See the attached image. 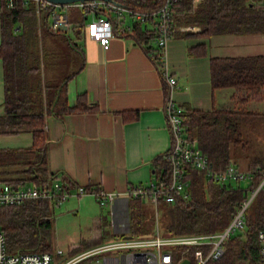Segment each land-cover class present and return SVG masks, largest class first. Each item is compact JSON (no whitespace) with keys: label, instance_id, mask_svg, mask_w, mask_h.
Returning <instances> with one entry per match:
<instances>
[{"label":"trees","instance_id":"1","mask_svg":"<svg viewBox=\"0 0 264 264\" xmlns=\"http://www.w3.org/2000/svg\"><path fill=\"white\" fill-rule=\"evenodd\" d=\"M150 1L127 0L126 3L149 6ZM49 10L48 7L42 11L39 22L33 1L16 0L9 5L8 0H0V60L3 65L0 135L26 131L32 136L29 147L0 148V183L48 185L54 175L48 169L46 116L62 118L66 114L98 110V105L90 103L86 93L77 94L74 104L68 103L67 83L84 65L80 50V64L70 75L63 77L60 83H53L50 76L56 71L65 50L77 49L76 42L83 36L86 21L84 10L68 8L67 31L49 28ZM172 25L175 28L198 26L195 35L202 38L218 34L264 33V10L258 0H179L173 7ZM42 31L47 36H57V39L52 37L41 43ZM131 35L158 66L160 50L154 29L135 24ZM188 51L192 55L206 53L203 43ZM209 76L213 91L230 90L229 102L209 110L185 105L182 113L184 133L200 148L214 169H221L229 162L238 166L240 153L247 144L243 128L264 120V112L259 110L264 104V54L210 57ZM137 114L135 112L133 118ZM167 168L162 156L154 168V175L166 173ZM247 169L264 170V162L253 159ZM7 174L10 178L4 177ZM187 177L190 179L189 198L172 201L174 215L164 235L223 230L261 180L257 173L254 180L244 186L240 181L220 184L205 181L202 173L191 167ZM66 183L73 185L70 181ZM141 201V198H129L132 235L149 232L141 227ZM55 205L47 200H29L16 206L0 205V230L5 235L7 252H52L50 210ZM244 218L245 228L224 241L222 256L210 264L259 263L258 232L264 230V184L245 209ZM84 249L87 248L70 254ZM194 250V247L177 248L176 259L180 258L181 251H186L184 255L190 257Z\"/></svg>","mask_w":264,"mask_h":264},{"label":"crops","instance_id":"2","mask_svg":"<svg viewBox=\"0 0 264 264\" xmlns=\"http://www.w3.org/2000/svg\"><path fill=\"white\" fill-rule=\"evenodd\" d=\"M68 8L64 9L66 15ZM36 16L40 22L42 13ZM47 21L49 25L48 15ZM135 24L138 23H133V29ZM85 25L86 22L83 36L76 42L84 65L67 83L66 93L69 104H74L77 94L86 93L90 103L98 105V110L66 114L62 118L46 116L45 131L50 173L65 183L70 181L72 192L76 191V186H82L119 195L107 205L111 218L109 222L105 220V225L110 229L109 234L90 244L91 248L132 235L129 198L124 193L129 186L150 183L159 159L170 148L171 136L164 113L167 94L182 109L185 105L202 110L221 106L216 103V91L211 89L209 58L264 54V33L202 38L195 35L198 26H193L192 31L183 28L188 25L176 26L178 30L173 33L165 52L169 74L176 81L170 91L156 62L131 35L133 30L112 38L108 49L104 50L88 37ZM68 27L67 17L65 31ZM201 43L205 55L189 54L190 47ZM2 103L3 65L0 60V115ZM135 112L138 114L133 118ZM31 143L32 136L26 131L0 135V148H25ZM4 177L10 178L8 174Z\"/></svg>","mask_w":264,"mask_h":264},{"label":"built area","instance_id":"3","mask_svg":"<svg viewBox=\"0 0 264 264\" xmlns=\"http://www.w3.org/2000/svg\"><path fill=\"white\" fill-rule=\"evenodd\" d=\"M14 1L16 0H8V4L11 5ZM20 1L23 3L33 1L37 15L49 7L48 26L51 30L67 28V15L64 9L68 7L83 9L86 16L90 14L92 17L85 25L88 37L104 50L108 49L112 38L131 32L133 23L149 25L154 29L160 50L158 70L169 85L170 91L175 87L176 81L170 76L166 66L165 52L176 30L172 25V15L173 7L179 0L160 2L151 0L149 6L118 0H87L63 5L47 0ZM258 1L264 10V0ZM183 28L192 31L195 27ZM164 113L171 136L170 148L163 156L168 165L167 171L161 175H153V179L146 185L129 186L124 196L134 199L147 198L154 204L160 200L174 201L177 198L186 200L189 198L190 179L187 177L189 167L201 172L205 181L220 184L232 181L252 182L259 173L261 175L259 184L235 210L223 230L213 233L170 235L160 234L156 230L149 235L115 238L72 255H65L60 249L41 253H9L6 250L5 235L0 230V264H175L180 261H186V264H210L211 261L219 259L223 254L224 241L245 228L244 211L264 184V170H243L232 162L221 169H214L200 148L186 138L182 125L183 109L173 101L170 94H167L165 99ZM72 188L55 176L48 185L0 183V205L16 206L29 200H47L59 204L71 196L89 194L101 205L107 206L119 197L116 193L85 189L82 186H76V191L72 192ZM258 239L260 242L258 264H264V230L258 232ZM180 247H194L191 258L184 255L186 251H181L177 260L176 250Z\"/></svg>","mask_w":264,"mask_h":264},{"label":"rangeland","instance_id":"4","mask_svg":"<svg viewBox=\"0 0 264 264\" xmlns=\"http://www.w3.org/2000/svg\"><path fill=\"white\" fill-rule=\"evenodd\" d=\"M124 1L126 2L127 0ZM89 17L86 19V23L90 20L91 17ZM52 37L57 39V36H47L42 31L40 42L44 43L45 40L47 41ZM79 64L78 50L75 49L72 52L65 50L56 66V71L50 73L51 81L60 83L62 78L70 75ZM229 94V89L216 90V103L219 105L228 103ZM263 105L259 106V110L262 112H264V109H261ZM243 135L244 139L247 140V144L246 149L240 153L238 166L243 170H247V164L253 159H262L264 162V120L253 123L252 126L246 125L243 128ZM246 184L248 183H242L243 186ZM141 204V227L150 233H155L158 230L160 234L164 235L165 230L172 222L174 202L160 200L154 204L144 198ZM50 215L52 221V246L54 249L62 250L65 255L70 254L74 250L88 248V245L99 240L101 236L109 234L110 231L109 227L107 228L105 225V220L109 222L111 218L109 208L101 205L98 200L89 194H84L80 197L71 196L61 201L50 210ZM124 223L126 225L127 221ZM119 231L126 232V229H120ZM175 264H186V261H180Z\"/></svg>","mask_w":264,"mask_h":264},{"label":"water","instance_id":"5","mask_svg":"<svg viewBox=\"0 0 264 264\" xmlns=\"http://www.w3.org/2000/svg\"><path fill=\"white\" fill-rule=\"evenodd\" d=\"M47 1L54 3V4L63 5V4H69V3H74V2H85L87 0H47ZM105 1H114V0H105Z\"/></svg>","mask_w":264,"mask_h":264}]
</instances>
